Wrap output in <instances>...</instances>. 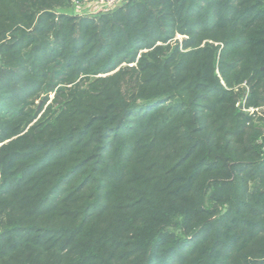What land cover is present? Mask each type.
<instances>
[{"label":"trees","instance_id":"16d2710c","mask_svg":"<svg viewBox=\"0 0 264 264\" xmlns=\"http://www.w3.org/2000/svg\"><path fill=\"white\" fill-rule=\"evenodd\" d=\"M73 1L0 0V264H264V0Z\"/></svg>","mask_w":264,"mask_h":264},{"label":"rangeland","instance_id":"374dc122","mask_svg":"<svg viewBox=\"0 0 264 264\" xmlns=\"http://www.w3.org/2000/svg\"><path fill=\"white\" fill-rule=\"evenodd\" d=\"M124 0H81L80 2H72L68 5L64 11L67 13L75 14V15H86L90 17H94L100 14H108L117 6L121 5ZM185 35L180 33L175 34L174 40L185 39ZM50 99L53 97V94L49 95ZM48 103V102H47ZM44 105V107L47 105ZM43 107V108H44Z\"/></svg>","mask_w":264,"mask_h":264},{"label":"built area","instance_id":"2783aa9c","mask_svg":"<svg viewBox=\"0 0 264 264\" xmlns=\"http://www.w3.org/2000/svg\"><path fill=\"white\" fill-rule=\"evenodd\" d=\"M111 1H115V0H111Z\"/></svg>","mask_w":264,"mask_h":264}]
</instances>
